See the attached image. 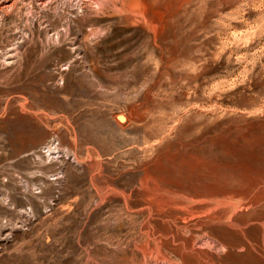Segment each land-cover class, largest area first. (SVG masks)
Here are the masks:
<instances>
[{
    "label": "rangeland",
    "instance_id": "obj_1",
    "mask_svg": "<svg viewBox=\"0 0 264 264\" xmlns=\"http://www.w3.org/2000/svg\"><path fill=\"white\" fill-rule=\"evenodd\" d=\"M0 264H264V0H0Z\"/></svg>",
    "mask_w": 264,
    "mask_h": 264
},
{
    "label": "bare ground",
    "instance_id": "obj_2",
    "mask_svg": "<svg viewBox=\"0 0 264 264\" xmlns=\"http://www.w3.org/2000/svg\"><path fill=\"white\" fill-rule=\"evenodd\" d=\"M124 117H123V115L121 114V115H118V119H120V120H122Z\"/></svg>",
    "mask_w": 264,
    "mask_h": 264
}]
</instances>
